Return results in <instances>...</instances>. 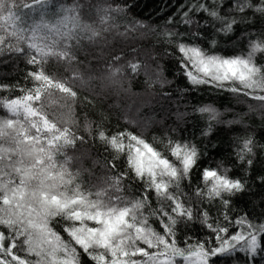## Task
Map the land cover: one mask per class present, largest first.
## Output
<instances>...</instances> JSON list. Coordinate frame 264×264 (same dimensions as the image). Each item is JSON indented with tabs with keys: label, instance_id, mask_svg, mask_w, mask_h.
I'll return each instance as SVG.
<instances>
[{
	"label": "snow or ice",
	"instance_id": "snow-or-ice-1",
	"mask_svg": "<svg viewBox=\"0 0 264 264\" xmlns=\"http://www.w3.org/2000/svg\"><path fill=\"white\" fill-rule=\"evenodd\" d=\"M129 7L128 0H0V56L24 58L25 81L31 82L0 83V92L21 93L0 96L6 113L0 116V264H83L82 257L88 264H261L264 220L232 213L233 198L249 190V179L264 185V174L253 176L264 144L244 119L253 112L264 116V0H181L163 28L130 18ZM109 34L154 37L164 55L176 56L191 86L230 93L247 104V113L212 104L193 110L204 120L202 137L218 127L239 129L228 163L214 162L208 148L201 149L203 140L168 136L165 155L141 136L112 132L102 122L85 118L87 139L73 130L77 86L97 79L94 71L116 88L142 68L149 88L171 83L148 50L144 56L155 69L136 55L127 60L123 51L107 58L101 52L93 59L106 66L93 69L84 42L106 46ZM221 41L239 42L243 51L221 55ZM49 62L53 70L46 71ZM88 140L99 142L110 158L102 165L105 174L84 187L66 151ZM121 156L125 171L117 166ZM83 171L93 176L91 169ZM194 225L206 230L205 238L193 233Z\"/></svg>",
	"mask_w": 264,
	"mask_h": 264
},
{
	"label": "trees",
	"instance_id": "trees-1",
	"mask_svg": "<svg viewBox=\"0 0 264 264\" xmlns=\"http://www.w3.org/2000/svg\"><path fill=\"white\" fill-rule=\"evenodd\" d=\"M55 2L56 4L70 5L74 0H55ZM80 2L86 4L87 0H80ZM180 2L181 0H128L130 6L128 15L130 18L143 21L146 24L153 25V27L163 28L167 18L176 12ZM81 15L84 19H88L86 12H82ZM108 40L109 44L106 46L84 42L85 47L88 49L86 54L92 60L91 67L93 69H102L106 66L104 60L93 59V57H99L103 52L105 58H107L120 51L125 53L127 60H132L133 56L136 55L140 60H147L150 67L155 69L156 64L144 56V51L148 50L157 55L160 64L158 71H161L162 75L171 83L165 85L163 89L158 86L149 88L145 84L144 69L142 68L138 76H134L129 72L124 87L116 88L109 86L107 81L99 78L103 74L101 71H94L91 74L96 76L97 79L90 81L83 88L77 86L78 98L75 105V116L78 126H73V130H76L79 135H84L87 139L88 134L84 131L85 118L93 122V125L102 122L112 132L125 129L141 136L153 147L164 151L165 155H167V151L164 144L167 142L168 136H171L172 139H195L198 143L203 140L200 145L201 149L207 147L212 157H214V162L224 160L225 163H228L231 158L233 140L239 129L232 131L218 127L214 130L212 136L202 137L201 130L205 127V123L193 110L205 104H212L221 111L234 108L235 112L247 113V104L238 103L230 93L216 92L204 86L198 88L191 86L182 74L176 56L174 54L164 55L161 48L153 43L154 37L152 36L130 37L125 40L122 37L109 34ZM133 47L138 48L140 51L133 54L131 52ZM216 50L221 55L231 56L243 51V47L239 42L226 43L221 41ZM91 51L97 52L91 55ZM260 62L261 58L258 56L257 63ZM28 68L29 66L22 57L15 55L0 56V83L30 87L31 82L25 81V72ZM50 70H53L51 62L46 68V71ZM162 92L170 93V98L162 96ZM4 95L19 96L21 93L19 91L0 92V96ZM4 115L6 113L0 110V116ZM244 119L245 124L249 126V130L253 132L256 140L260 144H264V116L259 112H253L246 115ZM212 145H215V148ZM66 155L73 158L69 164L71 171L81 170L79 182L84 187L96 183L95 178L105 174L102 165L107 158H110V154L105 152L99 142L91 140H88L85 144L77 142L74 148L67 149ZM57 159L63 160L64 156H58ZM96 161H99V163H95ZM117 166L121 171L127 169L123 156L117 161ZM83 169H91L93 176H89V173L83 171ZM232 174H235V170ZM257 174H264V153L258 152L257 154L253 176ZM193 183H199L198 174L194 175ZM132 191L134 193L139 191L136 183L132 184ZM185 191H188V189L185 188ZM153 204L155 206L154 199ZM233 207L236 211L232 215L247 212L250 218L264 220V185H259L254 180L249 179V190L233 198ZM153 226L156 227V225ZM57 230L60 231L59 228ZM157 230L159 231L158 227ZM192 231L200 238H205L201 236V233L206 231L202 226L194 225ZM61 235L68 239L63 232H61ZM180 235H183V232ZM82 261L83 264H88L86 258L82 257ZM178 264H182V262L178 260ZM223 264H227V261ZM239 264H244L243 259H240ZM261 264H264V262H261Z\"/></svg>",
	"mask_w": 264,
	"mask_h": 264
},
{
	"label": "rangeland",
	"instance_id": "rangeland-1",
	"mask_svg": "<svg viewBox=\"0 0 264 264\" xmlns=\"http://www.w3.org/2000/svg\"><path fill=\"white\" fill-rule=\"evenodd\" d=\"M96 52H97V51H91L90 54L93 55V54H96ZM80 164H82V163H80ZM79 166H80V165H79Z\"/></svg>",
	"mask_w": 264,
	"mask_h": 264
}]
</instances>
